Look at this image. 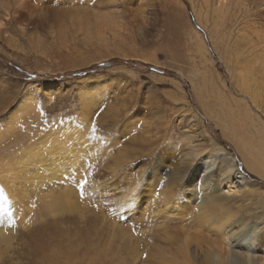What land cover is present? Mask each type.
<instances>
[{"label":"rangeland","instance_id":"374dc122","mask_svg":"<svg viewBox=\"0 0 264 264\" xmlns=\"http://www.w3.org/2000/svg\"><path fill=\"white\" fill-rule=\"evenodd\" d=\"M64 132L84 152L72 175L0 179V264H159L164 214L207 163L228 212L185 214L189 255L260 262L264 178L237 138L262 149L264 0H0V170ZM228 157L249 188L227 192ZM67 189L77 210L49 213Z\"/></svg>","mask_w":264,"mask_h":264},{"label":"bare ground","instance_id":"6f19581e","mask_svg":"<svg viewBox=\"0 0 264 264\" xmlns=\"http://www.w3.org/2000/svg\"><path fill=\"white\" fill-rule=\"evenodd\" d=\"M21 1H23V0H14V3L18 5V4H20ZM22 4H23V2H22ZM6 6H8V5H6ZM211 95L216 96L217 97L216 99L222 102L223 97L220 94L212 92ZM249 97L253 101V103H255L256 98H257V94L256 93L249 94ZM223 105H224L223 103H220L218 105H217V103L215 104V106H217L216 110L218 111V113H223V110H222L224 107ZM209 108H207V109H209ZM209 112H210V110H209ZM219 116H220V114H219ZM13 125H14V123H13ZM69 136H70V134H68L67 132H64V133L60 134V136L52 134L51 137L41 138L42 140H44V142H41V141L39 142L40 147L38 149L35 148L37 146L29 147L31 149L28 148L26 151H24V152H26L27 156L24 158L23 155H21L24 159L20 156V158H22V160H23L21 162V165L20 164L16 165V163H17L16 162L12 165L6 164V166L3 165L4 166L3 168L1 167L0 179H1L2 183L6 184L10 180L9 177H11V178L12 177H19L23 183H27V184L31 183L30 188L34 189V187H35V189H37L41 184L46 182L45 179H47L48 176H54L58 180L65 177L66 173H70V172H72V170H74L73 169L74 167L76 168L77 161L80 160V157L84 153L83 151L81 152V150L74 148L73 145L69 143V141H70ZM234 136H236V138H237L240 135H234ZM247 138H245V139H243L241 137L237 138V142H240L244 146V148L246 147L245 150L242 151V153H241V156L244 159V164L250 172H253V173L259 175L260 177L264 178V136H263V140L260 138L259 139L257 138L258 141L262 140V145H261L262 149H256V150H254L255 146H252L253 144H251V146H249V143H247ZM250 139H252V138H250ZM36 145H38V143ZM219 150H222V149L220 148ZM80 152H81V154H80ZM49 157L55 158L54 159L55 161H51V159L49 160ZM223 157H227V156H223ZM208 158H211V157H208ZM208 160H212V159H208ZM207 164L200 165L202 168L200 167V170H196L198 172V174L192 175L191 180L187 184L186 195H185L186 200L183 202L181 200H179L180 201L179 203L174 201L175 204L180 205V206L176 205L179 207L178 209H180V210L176 209L175 208L176 206L174 207L171 205V207L175 208L176 212L172 211L173 213L169 212L167 214H164L165 215L164 218H166L165 220L168 221V223H165V226H166L165 229H166L167 237L165 239V242L162 245L163 246V253H165L166 257H161L163 255L157 254V258H159V260H160L159 264H196L197 263V262L194 263V260H193L194 255L192 257H191V255H189L190 244H189L188 240L186 239V237H187L186 232L183 230L184 228H182L183 222L185 221L184 216H185V214H188L191 211V209H193L192 207L199 208V210H201L203 212H207V211H211V210H219L220 212L221 211H223V212L227 211L225 209L226 207H224L227 204H224L222 202V200L220 199L219 195H217V192L213 191L214 187H213L212 178L207 177V178L203 179V177H204L203 175H205L207 170L209 169V166ZM29 166H31V167L35 166L36 168L34 171H28ZM50 167H52L54 172H52L50 170L51 169ZM218 174L220 176L224 177V180H225L224 185L228 186V189H227L228 193H231V192L236 193L239 190L238 188H241V189H242V187H248L249 188L251 186V185H249V183H247L245 181V179H244L245 177H243V175L235 169L233 158H229L228 161L227 160L224 162L222 161L221 166H219ZM67 176H69V175H67ZM217 178H218V176H217ZM30 185H26V186L29 188ZM70 193L72 194V192L69 189H67L66 191L64 190V192H62L61 194H58L57 196H55L52 200H49L50 198L48 200H47V198L43 199L42 202H44V207L46 206L47 211L49 213L50 212H53V213L57 212V214L59 211L77 210V208H75L76 203L74 202L75 194L73 193L72 196L74 199L72 200L73 202H71L70 201L71 200L70 199ZM183 194H184L183 191L178 192V193L176 192L174 197L175 198H176V196H177V198H180V196L184 197ZM50 197H52V196H50ZM174 203L172 202V204H174ZM166 206H163V207L166 208ZM226 214L229 215V213H226ZM170 216H171V218H170ZM185 222H187V221H185ZM217 224L214 221L212 223H210V225H212V226H216ZM212 226H209V227H212ZM167 228H170V229H167ZM123 232L124 231L122 230V233ZM256 240L259 243L260 248L264 251V232H260V233L258 232ZM6 242H7V239L5 238V236L2 235V233H0V244L6 243ZM194 248H195V252H194L195 255L199 254V250H198L199 247L196 246ZM220 253H221V255L219 253H216V252L213 254L214 255V261L210 264H230V263H228L230 261H228V262L225 261L226 260L225 258H227V257H223L224 255L226 256V254H228V253L227 252H225V254H223L222 252H220ZM229 254H230V251H229ZM229 254H228V256H231ZM232 255H233V253H232ZM235 255H236V253H235ZM245 255L241 258L236 255L237 258L234 259L233 263L234 264H259V263L264 264V257L261 258L260 262H258L257 260H255V258H251L250 256L246 259ZM229 258H231V257H229ZM249 258H250V260H249ZM229 260H231V259H229Z\"/></svg>","mask_w":264,"mask_h":264},{"label":"snow or ice","instance_id":"6c2138e0","mask_svg":"<svg viewBox=\"0 0 264 264\" xmlns=\"http://www.w3.org/2000/svg\"><path fill=\"white\" fill-rule=\"evenodd\" d=\"M93 127H95V125L93 126ZM87 184V180H86V178L81 182V184H80V187H81V189H83V187H84V185H86ZM81 195H83V192L81 191Z\"/></svg>","mask_w":264,"mask_h":264},{"label":"trees","instance_id":"16d2710c","mask_svg":"<svg viewBox=\"0 0 264 264\" xmlns=\"http://www.w3.org/2000/svg\"><path fill=\"white\" fill-rule=\"evenodd\" d=\"M113 62H116V60H112V61H111V63H113ZM102 65H104V64H102ZM102 65H99V66H102ZM95 67H96V66H95Z\"/></svg>","mask_w":264,"mask_h":264}]
</instances>
